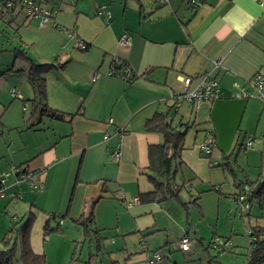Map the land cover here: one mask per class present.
Segmentation results:
<instances>
[{
	"label": "crops",
	"instance_id": "obj_1",
	"mask_svg": "<svg viewBox=\"0 0 264 264\" xmlns=\"http://www.w3.org/2000/svg\"><path fill=\"white\" fill-rule=\"evenodd\" d=\"M86 1H59L54 9L60 7V11L46 25H41L38 18L25 17L23 21L26 29L35 27L33 35L56 40L44 51L35 50L36 55L26 48L28 42L32 48L36 45L35 36L21 49L36 63L64 64L47 74V103L65 117L41 115L39 108H32L36 91L29 80L26 60L18 69L3 71L5 79H16L15 72L25 73L17 74L20 78L10 90L20 91L23 110L30 113L27 118L26 112L17 116L13 108H20L22 102L14 104L10 91L13 100L3 110L2 136L6 126L16 130L31 122L28 129L34 130L37 138L33 143L23 142L20 149L12 140L17 148L12 151L11 162L4 161L2 168H9L11 163L24 164L32 171L42 172L44 189L37 194L38 190L15 183L12 176L8 180L9 194L21 200L0 206L12 210L14 217L22 215L20 218L34 211L30 245L35 254L46 256L47 264L52 263L53 237L69 245L70 254L64 264L80 260L79 242L88 243L89 247L81 264H149L154 252L164 255L165 264L170 260L181 264L175 253L182 251L178 240L183 236L192 240L191 249L195 241L210 249L214 247L213 239L220 236L202 226L206 220L204 198L209 197V192L217 190L218 185L217 191L228 197L217 200L218 220L222 218L223 202L227 204L226 213L237 216L243 212L232 199L240 192L237 181L253 182L264 172V100L231 97L235 81L244 84L264 70V0H198L196 6L189 0ZM53 5L51 2L45 7L53 9ZM102 6L111 11L109 20L98 14ZM1 13L10 19L21 14L7 8ZM123 36L129 39L128 46L119 42ZM79 40L85 41L88 48H79ZM114 56L126 61L137 78L128 81L109 76ZM214 60H220L222 67L215 68ZM211 71L225 92L224 99L205 101L198 110L192 102L182 100L176 110L177 99L172 94L183 92L181 78ZM11 108L14 111L10 114ZM156 113L166 114L178 129L186 132L185 146L174 161L176 172L172 180V187H181V191L178 197L170 195L164 180L156 201L143 203L140 194L156 189L149 178V148L164 142L162 133L146 129L147 120ZM8 115L16 123L8 122ZM45 119L47 130L42 127ZM119 128L125 130L122 136ZM209 130L216 133L217 146L205 155L199 145ZM248 136L260 139L261 153L254 149L247 155L246 164L236 159L242 172L238 175L231 168L229 152L237 144H244ZM118 145L121 155L116 158L113 152ZM2 158L8 159L4 153ZM217 165L232 171L227 193L221 192L226 173L215 170ZM199 193L203 194L198 196ZM192 206L198 214H194ZM248 209L252 213L253 206ZM261 211L264 218V210ZM227 214L223 217L230 235L224 238L235 247L231 237L235 220L228 222ZM89 217L92 221H87ZM49 219L51 227L60 225L62 231L45 236ZM84 221L89 224V234L80 224ZM72 229L79 230L68 235ZM18 237L17 232L7 233L0 250L14 247L17 264H23ZM73 255L77 257L74 261Z\"/></svg>",
	"mask_w": 264,
	"mask_h": 264
},
{
	"label": "rangeland",
	"instance_id": "obj_2",
	"mask_svg": "<svg viewBox=\"0 0 264 264\" xmlns=\"http://www.w3.org/2000/svg\"><path fill=\"white\" fill-rule=\"evenodd\" d=\"M86 2H90V1L87 0ZM4 8H6L4 3L0 2V100H1L0 101V113H2L5 107L10 104L11 100H13L10 96V91H11L10 89L13 88L14 85H16V83L18 82L20 78V76L17 74H25V73L15 72L14 76L16 79H12L11 76H7L6 79L8 80H6L5 78H3V71H6L7 69L11 67H15L16 69H18L21 67L22 64L26 62L24 59H21V58H18L17 59L18 61L15 62L16 52L14 50L16 48L17 49L21 48L22 46L26 44L27 41H29L30 38H33L35 36L33 35V29L35 27L32 26L33 29L30 28L28 30L26 29V25L23 22L26 17L25 12H21V14L17 16V18L10 19V16L1 13V10ZM30 18H33V17H30ZM22 36H24L25 40H22L23 39ZM34 38L37 41L36 42L37 47H35L36 46L35 45L32 48L29 42H28V45H26V48L31 55H36V53H34L35 50H38V51L46 50L44 49L45 46L49 47L54 41H56L55 38H52L46 35L41 36L40 34L36 35ZM23 76L25 77L26 75H23ZM28 84L30 85V83ZM183 88H184V83H183ZM15 102L17 103V102H22V101L20 100V98H15L13 100V103L15 104ZM12 108L9 111V113L10 112L12 113L14 111L13 109H15V113L18 114L17 116L21 114L23 115V113L26 112L23 110V102L20 108L18 107L13 108V109ZM29 113L30 112H26V118L29 116ZM9 117L10 116L8 115V119H7L8 122L16 123V122L11 121ZM33 122H35V120H33ZM28 123L29 124H27L26 126L22 128H17L16 130L10 129L6 126V128H4L5 130L4 136H2V134L0 133V174L10 168L9 167L3 170L2 167H3L4 161L7 160L11 162L12 151L14 147L17 148L16 144L12 142V140L14 141L16 140V143L19 145V149L21 148L23 142L33 143L36 140L37 133H35L34 130L32 131L28 129V126L31 124V122H28ZM42 127L44 130H47L49 128L48 119H45ZM243 135H245V133L241 135L242 138H243ZM199 139H201V136ZM247 139L248 138L245 139V142L247 141ZM253 144H254V147L252 148H247L246 146H239V148L238 147L236 148L237 150L229 152L231 154L230 156L231 159L229 161L231 168H233L234 171L238 173V175L242 172H241V168L235 162L236 159H238V161H240L241 164H246L247 155L250 152H253L254 149L257 151L258 154L261 153L262 144H261L260 139L254 140ZM9 147L11 148V150L9 149ZM3 153L5 154V156L8 157V159L4 160V158H2ZM220 164H222V162ZM11 165L12 163L9 166ZM219 169L221 173L223 172V170L226 173L227 181L222 178L223 188L221 192L227 193V191L231 189V178H233L231 174L232 171L230 170V168H228L225 165L224 167L221 165L219 166L217 165L215 167V170H219ZM22 184H25L26 187L30 189L28 182H22ZM211 192H209V195H207L209 197L204 198L205 205H206L205 206L206 220L203 219L202 226L213 229L214 233L218 232V235L220 236L216 238L215 240H216V244L221 245L222 242H224V240L226 239V238L224 239V237L230 235V232H229L230 228L226 225L227 219L226 217L225 218L223 217L227 214L226 213L227 204L223 202V204L221 205L222 218L218 220L219 204L217 200L222 195L217 190H213ZM36 193L39 194V191H37ZM202 194L203 193H199L198 196H201ZM182 196L185 197L186 193H184ZM223 198H224L223 200H225V198H228V197H223ZM17 200H21L19 196L14 197V196L9 195L6 198L0 199V204L2 203L8 204V202L10 201L17 202ZM252 206H253L252 213L250 209L243 208V212H241V214L237 212L238 213L237 216L234 214L229 216L227 214L228 222L232 223L235 220L233 224L234 230L231 236L235 240L234 242L235 247H233V245L230 244V250L222 252L220 251L219 247L217 248L211 247L210 249H205L200 245V243H198V241H195L193 245L194 247L190 251L188 252H182L180 250L176 251L175 253L176 261L181 262V264H246V261L248 259V254H249V248H250V237H249L250 232L254 228L255 229L258 228V226H260L264 222V218L262 217V211L257 205V203H254ZM41 207L42 209H45L46 211H48V208H46L44 205H41ZM191 208L194 214H198V211L195 207L192 206ZM10 216H13L12 210L8 211L4 209V207L1 208L0 206V247L4 245L3 239L5 238L6 234L11 233V232H8L11 227L10 226ZM20 216L22 215L20 214L15 215L16 218L17 217L20 218ZM208 223L210 224V226L208 225ZM76 230H79V229H76ZM76 230L72 229L71 231L68 232V235H70V232L72 235H75ZM15 237H16V234L13 235L12 242ZM19 244H20V240L18 237V245ZM206 244L207 243H205V246H207ZM51 247H52L51 255H50V260L52 262L51 264L66 263L65 257H67V253L70 254L69 245L67 244L63 245L61 238L53 237L52 242H51ZM17 250L19 252V246ZM88 254H89L88 243L84 244V243L79 242L77 256L80 257V260H85ZM214 256H215V260L212 261L211 259ZM16 257H18V253ZM95 257L98 258L97 256ZM80 260L79 261L77 260L75 264H81L82 261ZM105 260L108 261L107 256ZM171 261L172 260L169 261V264H172ZM17 263H18L17 259L14 258L12 264H17Z\"/></svg>",
	"mask_w": 264,
	"mask_h": 264
},
{
	"label": "trees",
	"instance_id": "obj_3",
	"mask_svg": "<svg viewBox=\"0 0 264 264\" xmlns=\"http://www.w3.org/2000/svg\"><path fill=\"white\" fill-rule=\"evenodd\" d=\"M36 1L39 2V4L42 7H45L46 5H49L51 2H53L54 4L53 9L48 8L51 11L55 10L54 7L59 5V1L67 2L64 0H59V1L57 0L58 2H55L56 0H36ZM189 2L191 5H193L191 3V0H189ZM196 5L194 4L193 6H196ZM6 8L12 11V13L13 12H18V13L23 12V9L17 8L16 6L6 7ZM56 9L60 11V7ZM56 15H50L48 22L51 20L52 17H55ZM33 18H36V17H33ZM87 48H88V45L84 49H87ZM14 51L16 52V56H15L16 59L18 58L24 59L29 64V68H28L29 80L31 84L34 86L35 91H36L35 97L31 100L32 108L33 109L39 108L40 110L39 113L41 115H47L49 113L55 118H64L65 117L64 114L58 113L57 111L52 110L47 103V98H48L47 74L51 72L52 70H54L55 68H58L60 66L63 67L64 64L36 63L27 55V53L23 49L16 48ZM118 59H119L120 65H122L123 68L131 69L134 72L133 68L126 61L120 58ZM112 62H111V65H112ZM11 70H13V68H11ZM137 76H138L137 73L134 72L131 78H124V79L128 81H132L135 78H137ZM198 76H195V77H198ZM11 94H12V91H11ZM2 117H3V112L0 113V133H3ZM146 129L148 131H157V132L162 133L164 136V142L160 145L150 146L149 148V157H150L149 178L153 182V184L156 186V189L152 192L141 193L140 200L143 203L156 201L159 191L162 190L164 186L163 185L164 180L166 181V189L168 193L172 196L178 197V194L181 191V187H178V188L172 187V180L174 179L175 172H176L175 167H174V161L178 157H180V152L185 146L186 132L178 129V126H175L168 119V116L163 113H156L152 118L148 119L146 122ZM239 146H245V144L243 145L239 143L237 144L236 148L237 147L239 148ZM236 148L234 149L237 150ZM20 166H24V164H21ZM25 167H26V170H30L26 165ZM183 185L185 186V184ZM237 185H238L237 187H239L240 189V192L236 193L232 199L237 201L239 209H242V207L239 205V202H238L239 196L244 195L245 198H243V203H247L249 205L248 208H250L254 203H257L259 205V208L261 210H264V172L262 176L256 181L252 182L249 180H246V181L238 180ZM246 186L250 187L249 192H246L245 190ZM215 189L219 190V186L216 185ZM9 195L10 194L8 192V196ZM195 202H197V198L195 199ZM90 220L92 221V217H89L87 221H90ZM34 221H35L34 211H30L28 214L24 215L21 218H16L13 216L11 217L10 232L11 234H13L14 232H17V234L19 235V239H20L21 247H22L21 258H22L23 264H47L46 256L44 254L42 255L35 254L32 251V248L30 245V233H31V227ZM87 221L80 222V224L83 226L85 232L89 234V228H88L89 224H87L88 223ZM19 224L20 226L17 227V225ZM60 231H62V228L60 227V225L56 227H51L50 219H49L45 226L44 235L48 236L52 232H60ZM249 237H250V248H249L248 259L246 261L247 264H264V224L258 226V228L256 229L254 228L253 230H251ZM215 239L216 238H214L212 241V245L214 247L216 248L219 247L220 251L222 252L230 250V246L228 245V242H229L228 239L224 238L225 240L224 242H222L221 245L216 244ZM14 255H15L14 247L8 250H0V264H11L13 262ZM6 258L9 259L8 262L6 261ZM76 258L77 257L73 255L72 261H74ZM211 260L214 261L215 256ZM86 264H90V263L87 262Z\"/></svg>",
	"mask_w": 264,
	"mask_h": 264
},
{
	"label": "built area",
	"instance_id": "obj_4",
	"mask_svg": "<svg viewBox=\"0 0 264 264\" xmlns=\"http://www.w3.org/2000/svg\"><path fill=\"white\" fill-rule=\"evenodd\" d=\"M73 1V0H64ZM167 2V0H163ZM6 7L16 6L23 9L27 17L39 18L41 25H46L50 15H56L59 10L55 9L51 11L46 7H42L36 0H0ZM194 5L199 4L198 0H191ZM264 4V3H263ZM99 15H103L106 19H110L112 14L109 8L102 6L98 12ZM61 27V26H60ZM72 36V34H70ZM124 46L129 45V39L127 36H123L120 41ZM78 46L81 49L87 47V44L83 40L78 41ZM214 67H222L220 60H214ZM134 72L131 69H125L120 65L118 57H113L112 65L108 71L109 76H118L122 78H131ZM96 75L93 76L95 80ZM181 81L184 83L183 92L179 95L172 94L173 98H176L175 109L177 110L181 106L182 100H188L193 103L195 110H198L201 104L205 101H213L226 96L225 92L220 86V83L211 72H206L198 77L183 76ZM233 91L231 93L232 98L237 99H261L264 100V70L256 73L249 81H245L244 84L238 81L233 83ZM12 95L16 98H22L19 90L14 88ZM124 128H119V134L122 136ZM254 137H248L245 142L247 148L254 146ZM217 146L216 133L212 130L207 131L206 136L202 143L199 145L200 151L205 155H210ZM121 155L120 145L113 152V156L119 158ZM14 175L16 177L15 183L20 184L22 182H28L29 186L33 190L42 191L44 189V180L42 172L26 170L25 166L12 164L10 168L0 174V199L6 198L9 192L8 179ZM246 192L250 191V187H245ZM244 195L239 196V205L243 208H248L247 203H243ZM137 202V200L135 201ZM178 246L182 251L190 250L192 242L190 238L185 235L178 240ZM149 264H165V257L161 252H154L148 260Z\"/></svg>",
	"mask_w": 264,
	"mask_h": 264
},
{
	"label": "water",
	"instance_id": "obj_5",
	"mask_svg": "<svg viewBox=\"0 0 264 264\" xmlns=\"http://www.w3.org/2000/svg\"><path fill=\"white\" fill-rule=\"evenodd\" d=\"M8 259V258H7Z\"/></svg>",
	"mask_w": 264,
	"mask_h": 264
}]
</instances>
